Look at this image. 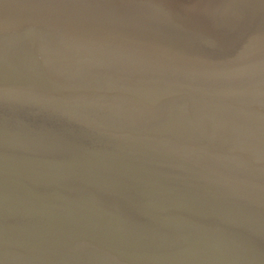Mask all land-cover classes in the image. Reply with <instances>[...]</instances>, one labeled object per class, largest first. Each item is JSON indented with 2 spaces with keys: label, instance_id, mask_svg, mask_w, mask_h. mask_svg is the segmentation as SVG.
Masks as SVG:
<instances>
[{
  "label": "water",
  "instance_id": "water-1",
  "mask_svg": "<svg viewBox=\"0 0 264 264\" xmlns=\"http://www.w3.org/2000/svg\"><path fill=\"white\" fill-rule=\"evenodd\" d=\"M0 264H264V0H0Z\"/></svg>",
  "mask_w": 264,
  "mask_h": 264
}]
</instances>
